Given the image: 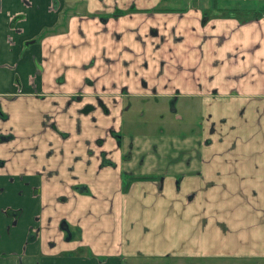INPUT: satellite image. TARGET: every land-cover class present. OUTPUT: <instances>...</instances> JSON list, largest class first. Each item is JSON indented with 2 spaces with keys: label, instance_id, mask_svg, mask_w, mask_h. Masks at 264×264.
Segmentation results:
<instances>
[{
  "label": "crops",
  "instance_id": "1",
  "mask_svg": "<svg viewBox=\"0 0 264 264\" xmlns=\"http://www.w3.org/2000/svg\"><path fill=\"white\" fill-rule=\"evenodd\" d=\"M77 3L0 0V264H264V0ZM151 70L199 135H120Z\"/></svg>",
  "mask_w": 264,
  "mask_h": 264
},
{
  "label": "rangeland",
  "instance_id": "2",
  "mask_svg": "<svg viewBox=\"0 0 264 264\" xmlns=\"http://www.w3.org/2000/svg\"><path fill=\"white\" fill-rule=\"evenodd\" d=\"M70 9H75L80 3L77 0H65ZM152 12V11H150ZM146 63L144 62L143 68ZM149 71V67L148 70ZM153 82L145 78L141 86L142 91L130 93L125 99V108L123 115V132L120 135L128 134L132 137H140L143 141L153 140L157 142L172 140L183 137H195L200 134L202 116L195 112L193 106L187 105L185 100L175 101L174 96L165 94L172 82L167 79L163 82L158 73L150 71ZM172 139V140H171ZM177 141V140H176ZM153 150V148H152ZM186 149L172 150L168 155H187ZM158 154H161L158 153ZM176 262V261H175ZM134 264H176L169 260H155L153 262L136 261ZM185 264H189L186 262ZM227 264V263H224Z\"/></svg>",
  "mask_w": 264,
  "mask_h": 264
},
{
  "label": "trees",
  "instance_id": "3",
  "mask_svg": "<svg viewBox=\"0 0 264 264\" xmlns=\"http://www.w3.org/2000/svg\"><path fill=\"white\" fill-rule=\"evenodd\" d=\"M154 12L157 11V10H153ZM116 17V16H114ZM244 21H247V20H244ZM242 22V21H241ZM150 178H135V177H132L128 180L127 183L124 184V187H123V192H126L128 187H129V184L132 182V181H135V180H149Z\"/></svg>",
  "mask_w": 264,
  "mask_h": 264
},
{
  "label": "water",
  "instance_id": "4",
  "mask_svg": "<svg viewBox=\"0 0 264 264\" xmlns=\"http://www.w3.org/2000/svg\"><path fill=\"white\" fill-rule=\"evenodd\" d=\"M69 235V234H68Z\"/></svg>",
  "mask_w": 264,
  "mask_h": 264
}]
</instances>
